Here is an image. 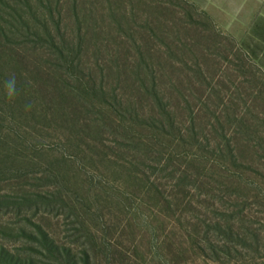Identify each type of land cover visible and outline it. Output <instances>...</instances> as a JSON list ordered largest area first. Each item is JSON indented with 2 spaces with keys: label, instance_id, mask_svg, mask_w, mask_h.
<instances>
[{
  "label": "rangeland",
  "instance_id": "374dc122",
  "mask_svg": "<svg viewBox=\"0 0 264 264\" xmlns=\"http://www.w3.org/2000/svg\"><path fill=\"white\" fill-rule=\"evenodd\" d=\"M0 25V264H264V69L223 0H0Z\"/></svg>",
  "mask_w": 264,
  "mask_h": 264
},
{
  "label": "crops",
  "instance_id": "0c3cea01",
  "mask_svg": "<svg viewBox=\"0 0 264 264\" xmlns=\"http://www.w3.org/2000/svg\"><path fill=\"white\" fill-rule=\"evenodd\" d=\"M233 26H242L243 43L264 69V0H223ZM229 28L231 23H229Z\"/></svg>",
  "mask_w": 264,
  "mask_h": 264
},
{
  "label": "trees",
  "instance_id": "16d2710c",
  "mask_svg": "<svg viewBox=\"0 0 264 264\" xmlns=\"http://www.w3.org/2000/svg\"><path fill=\"white\" fill-rule=\"evenodd\" d=\"M31 7V6H30ZM12 13V12H11ZM14 17H18V18H21L23 15L20 14V12H17L15 9L13 10V13ZM47 37H46V40L48 42H50V44L56 48V51L59 52L62 56H64L63 54V51H64V45L67 44V42L65 41V39H63L64 37H60V36H56V35H52L50 33L46 34ZM8 33H7V30H5L1 25H0V38H4L5 40L6 39H9L8 38ZM39 39L43 40V37L42 36H39ZM12 49H9L8 50V54L5 56V57H2L1 54H0V62L1 61H5V60H9V61H16V58H17V54L15 53V51H11ZM10 52V53H9ZM66 59H67V56H66Z\"/></svg>",
  "mask_w": 264,
  "mask_h": 264
},
{
  "label": "clouds",
  "instance_id": "9594fccd",
  "mask_svg": "<svg viewBox=\"0 0 264 264\" xmlns=\"http://www.w3.org/2000/svg\"><path fill=\"white\" fill-rule=\"evenodd\" d=\"M4 93L6 98L11 102L14 101L18 95L17 81L15 74H12L4 81ZM26 109L31 108V103L25 105Z\"/></svg>",
  "mask_w": 264,
  "mask_h": 264
}]
</instances>
